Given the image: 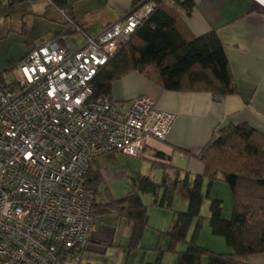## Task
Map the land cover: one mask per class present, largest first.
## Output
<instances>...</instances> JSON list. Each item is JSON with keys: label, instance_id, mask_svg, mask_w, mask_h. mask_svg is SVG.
<instances>
[{"label": "built area", "instance_id": "obj_1", "mask_svg": "<svg viewBox=\"0 0 264 264\" xmlns=\"http://www.w3.org/2000/svg\"><path fill=\"white\" fill-rule=\"evenodd\" d=\"M155 8L129 10L76 49L44 41L0 82V264H82L96 224L87 172L115 150L141 157L172 130L177 114L151 97L124 111L93 84Z\"/></svg>", "mask_w": 264, "mask_h": 264}, {"label": "trees", "instance_id": "obj_2", "mask_svg": "<svg viewBox=\"0 0 264 264\" xmlns=\"http://www.w3.org/2000/svg\"><path fill=\"white\" fill-rule=\"evenodd\" d=\"M38 1L2 2L0 17L6 22L14 15L25 16ZM74 1L52 0V4L71 17ZM148 2L155 3L154 11L94 78L96 97L110 96L112 83L132 71L144 74L166 90L208 91L218 97L235 93L229 60L217 32L192 36L184 22L194 9V0H133L132 9ZM7 71L0 73V82L10 75ZM200 157L205 166L203 174L192 176L164 167L159 183L151 176L139 175L133 178V189L121 198L106 190L109 199L106 203L95 200L94 218L115 213L131 222L133 232L127 249L134 250L149 227L148 206L141 195L152 194L155 204L170 207L174 191L181 189L187 195L188 207L176 212L171 226L160 231L161 239L167 238L168 244L164 248L160 241L157 260L145 264H162L166 252L176 255L175 264H204V260L207 264H249L250 255L264 253V132L249 123L227 124L216 129ZM206 179L209 188L220 181L228 185L232 194L229 219L223 215V201L211 197L209 188L206 195L210 199L211 231L226 240L229 253L214 252L198 242ZM103 183L93 166L85 176L86 188L96 194ZM195 219L198 222L187 241ZM180 242H187L185 250L176 249Z\"/></svg>", "mask_w": 264, "mask_h": 264}, {"label": "crops", "instance_id": "obj_3", "mask_svg": "<svg viewBox=\"0 0 264 264\" xmlns=\"http://www.w3.org/2000/svg\"><path fill=\"white\" fill-rule=\"evenodd\" d=\"M6 1L0 0V9L2 2ZM37 3L42 4L43 9L39 14L43 18L57 21L55 17L60 16L68 26L56 23L49 31H42L39 37L50 38L41 39L33 47L56 39L70 49H76L84 43L85 34L96 35L109 24L122 19L132 9L133 0H75L71 17L46 0H40L32 7ZM194 3L193 11L184 17V22L192 36L213 30L217 32L229 60L236 92L218 97L208 91L166 90L136 71L115 80L109 97L122 110L126 111L135 97L148 96L160 108L175 112L177 119L165 140L150 137L145 141L140 158L127 157L117 150L101 155L93 166L108 185L149 173L162 177L164 167L167 171L179 169L183 171L182 174L188 172L192 176L203 174L205 166L200 153L212 140L216 129L227 124L249 123L264 132V0H194ZM4 24L0 17V26ZM77 36L82 37V40L77 41L74 38ZM121 159L127 164L123 165ZM110 160H116L118 168L115 164L111 167L108 164ZM208 188L206 179L203 186L206 195ZM99 189L95 194L96 201L106 203L108 192L103 195ZM209 190L211 197L223 201V215L229 219L233 199L228 185L217 181ZM181 191L187 198L184 190ZM95 220L89 244L90 253L83 258L82 264L155 262L159 256L156 248L160 241L164 248L168 244L167 238L161 239L160 233L158 235L162 226H154L144 231L138 248L128 250L133 232L131 222L115 213L99 215ZM220 237L215 236L211 228L206 231L202 229L198 242L214 252H231L226 240ZM203 238L207 242H202ZM173 259L176 262V257ZM247 261L249 264H264V253L250 255ZM204 264H207L206 260Z\"/></svg>", "mask_w": 264, "mask_h": 264}, {"label": "rangeland", "instance_id": "obj_4", "mask_svg": "<svg viewBox=\"0 0 264 264\" xmlns=\"http://www.w3.org/2000/svg\"><path fill=\"white\" fill-rule=\"evenodd\" d=\"M41 5V3H37L35 7H32L29 14L25 16L14 15L10 17L4 25L0 26V73L4 72L5 74V71L8 70L7 72L9 74H13L14 76L19 77L20 72L18 65L21 58L26 55V53L33 47L35 43L40 42L43 38H50L39 37L42 31H49L50 29L54 28V24L56 23L63 26H68V24H65V20L60 16L55 17L54 20L57 21L46 20L45 18H43L39 14L43 9ZM74 38L77 41L82 40V37L80 36ZM121 161L123 162V165L127 164L124 160L121 159ZM108 164L111 167H113V164H115L116 168H118V165H116V160H110ZM148 175L151 176L152 179L156 182H161V175L156 173H149ZM205 185L207 186V183ZM206 186L205 189L207 188ZM131 189H133V180L132 178H127L114 181L109 185L107 183H103L99 190L101 194L105 193L106 190H108L113 196H115V198H121L122 196H125ZM161 193L162 192L160 191V195ZM204 194L205 199L201 209V228L206 231L210 229V199L206 197V193ZM141 196L143 202L148 206L149 227L147 229H153L154 226H162L163 229L158 230V235L160 231H166L171 226L174 221L176 212L184 211L188 207V200L184 196V193L181 191V189H177L174 191L170 207H160L155 204V197L152 194H142ZM197 222L198 219H195L192 224V228L188 235L187 241L190 240L193 229L195 228ZM150 231L151 233H155L152 230ZM202 242L205 243L207 241L205 238H203ZM186 248L187 242H180L176 246V249L178 251L185 250ZM173 257H176L173 252H166L163 255L162 261L164 264H174L175 260L173 259Z\"/></svg>", "mask_w": 264, "mask_h": 264}]
</instances>
